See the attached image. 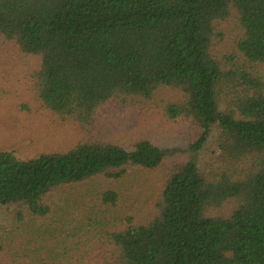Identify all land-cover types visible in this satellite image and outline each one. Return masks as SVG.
I'll return each instance as SVG.
<instances>
[{
	"label": "trees",
	"instance_id": "1",
	"mask_svg": "<svg viewBox=\"0 0 264 264\" xmlns=\"http://www.w3.org/2000/svg\"><path fill=\"white\" fill-rule=\"evenodd\" d=\"M232 29L229 52L218 45ZM0 37L39 56L35 93L61 119L88 128L110 100L173 89L181 98L165 103L168 117L202 130L191 149L213 125L219 148L204 167L166 164L147 139L92 138L27 160L0 150V204L46 219L52 192L135 166L160 173V191L148 218L126 215L107 232L101 264H264V0H0ZM100 201L114 207L118 193Z\"/></svg>",
	"mask_w": 264,
	"mask_h": 264
},
{
	"label": "rangeland",
	"instance_id": "2",
	"mask_svg": "<svg viewBox=\"0 0 264 264\" xmlns=\"http://www.w3.org/2000/svg\"><path fill=\"white\" fill-rule=\"evenodd\" d=\"M223 33L218 47L231 52L237 32ZM39 66V56L24 54L14 42L0 37V150L27 160L43 153L66 152L92 138L124 147L147 139L166 151V164L194 161L204 167L216 160L217 125L211 126L202 148L194 151L191 146L201 128L190 119H172L166 114L165 103L178 101L179 92L162 89L155 98L131 105L110 100L98 108L94 124L84 128L61 119L38 99L33 76ZM257 70L264 78V66ZM160 181L158 172L127 166L116 180L99 176L65 186L46 197L50 206L46 219L27 215L19 219L14 207L0 204L4 246L0 264H101L99 247L107 244V232L120 227L126 215L135 220L148 218ZM109 188L118 193L114 207L100 201Z\"/></svg>",
	"mask_w": 264,
	"mask_h": 264
}]
</instances>
